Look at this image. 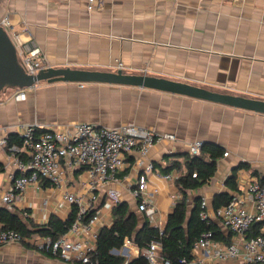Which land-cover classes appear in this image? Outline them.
<instances>
[{
    "label": "crops",
    "instance_id": "crops-1",
    "mask_svg": "<svg viewBox=\"0 0 264 264\" xmlns=\"http://www.w3.org/2000/svg\"><path fill=\"white\" fill-rule=\"evenodd\" d=\"M0 15L11 17L13 32L20 39L33 37L49 68L122 70L264 101V0H105L95 11L88 10V0H0ZM19 91L9 90L0 96V127L35 122L51 127L136 124L174 135L176 142L158 143L146 160L154 165L147 176L150 190L159 189L156 204L165 220L179 192L175 182L157 174H168L162 171L170 163L166 157L189 153L190 142L219 145L228 153L219 160L214 178L191 192L192 200L206 195L211 208L213 197L227 191L226 182L235 170L240 187L264 162L261 113L155 89L100 82L42 81L25 89V99L16 98ZM16 131L14 128L12 133ZM136 158L131 156L119 172L116 188L138 213L129 195L137 182ZM0 161L6 169L0 174L2 192L11 184L8 175L14 166L1 149ZM242 163H248L250 170L240 168ZM103 193L98 192L99 198ZM44 200L50 201L52 216L66 220L72 212L61 191L33 189L15 208L44 218ZM108 210L101 213L111 226ZM138 215L141 221L145 219ZM136 257L132 252L130 259ZM0 264L78 262L66 263L34 246L14 243L0 245Z\"/></svg>",
    "mask_w": 264,
    "mask_h": 264
},
{
    "label": "built area",
    "instance_id": "built-area-1",
    "mask_svg": "<svg viewBox=\"0 0 264 264\" xmlns=\"http://www.w3.org/2000/svg\"><path fill=\"white\" fill-rule=\"evenodd\" d=\"M104 4L105 0H88V10L101 9ZM0 26L11 36L20 63L29 75L35 76L49 68L41 47L33 37L22 40L13 32L9 15H0ZM119 66L122 67V63ZM16 98L25 99V90H20ZM14 128L21 143L9 145L8 137ZM164 141L176 142V137L136 124L104 127L73 123L51 127L35 122L0 127V149L9 154L14 166V171L8 175L10 186L0 192V205L18 212L15 205L30 189L61 191L63 199L77 208L72 227L57 241L41 236L27 241L38 251L51 253L66 263L96 264L92 255L96 252L100 230L109 227L101 211L109 209L111 216L108 219L112 221L113 207L126 201L116 185L120 184L119 172L133 155H137L135 165L139 170L137 182L129 190L130 198L135 202L136 211L163 234L166 220L156 204L159 189L150 190L147 176L154 170V165L146 160L151 149ZM203 147V141H192L188 144V151L193 156H200ZM255 171L254 177L239 187V192L227 205L211 208L209 198L202 195V219L208 224L218 221L225 235L232 233V237L227 244L215 239L213 231L203 233L195 242L192 259L187 264H264V162ZM157 176L167 182H175L180 174L174 171ZM99 191L105 192L100 198ZM41 208L46 213L44 218L37 219L28 210L18 213L22 219H33L38 223L35 222L36 225L43 227L54 213L49 200H44ZM254 224L262 225L261 234L249 237ZM23 241L17 231L0 227V245L21 244ZM132 252L137 257L143 254L148 264H171L163 255L160 241H153L148 248L141 250L133 239L125 238L121 249L111 251L128 260Z\"/></svg>",
    "mask_w": 264,
    "mask_h": 264
},
{
    "label": "trees",
    "instance_id": "trees-1",
    "mask_svg": "<svg viewBox=\"0 0 264 264\" xmlns=\"http://www.w3.org/2000/svg\"><path fill=\"white\" fill-rule=\"evenodd\" d=\"M8 143L9 145L19 144L21 139L17 134L12 133L8 137ZM224 154L223 147L204 143L200 156L187 153L166 157L170 163L163 168L164 173L185 171L175 181L179 197L166 220L163 234L153 228L147 219L141 221L138 213L131 209L127 201L120 202L113 207L111 226L103 227L100 230L96 252L93 253L92 260L96 264H148L143 254L128 260L124 256L111 253L114 249L122 248L125 238L133 239L141 250L148 248L153 241H160L163 245V255L170 260L171 264H187L192 259L195 242L207 231H213L215 239L229 244L232 233L225 235L221 226L215 222L208 224L202 219V196L191 199V192L204 187L214 178L218 162ZM179 158L182 161H179ZM240 168L250 170V165L242 163ZM5 170V165L0 161V174ZM236 172L235 170L226 182L227 191L213 197L211 205L214 209L229 204L233 196L239 192ZM194 174L197 176L194 177ZM76 217L77 208L73 207L66 220L53 215L46 225L39 227L30 218L22 219L18 212L10 211L6 206L0 205V227L20 233L24 238L23 244L28 247H33V245L27 240L36 236L50 237L53 241H57L72 227ZM261 227V224H254L249 237L260 235ZM46 254L52 255L51 253Z\"/></svg>",
    "mask_w": 264,
    "mask_h": 264
},
{
    "label": "water",
    "instance_id": "water-1",
    "mask_svg": "<svg viewBox=\"0 0 264 264\" xmlns=\"http://www.w3.org/2000/svg\"><path fill=\"white\" fill-rule=\"evenodd\" d=\"M42 81L100 82L144 87L193 97L221 105L264 114V101L212 91L203 87L146 75L117 72L48 68L37 75H29L21 65L15 43L9 33L0 26V96L9 90L33 88Z\"/></svg>",
    "mask_w": 264,
    "mask_h": 264
},
{
    "label": "rangeland",
    "instance_id": "rangeland-1",
    "mask_svg": "<svg viewBox=\"0 0 264 264\" xmlns=\"http://www.w3.org/2000/svg\"><path fill=\"white\" fill-rule=\"evenodd\" d=\"M1 179H2V176H0V181H1Z\"/></svg>",
    "mask_w": 264,
    "mask_h": 264
}]
</instances>
